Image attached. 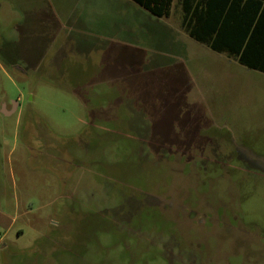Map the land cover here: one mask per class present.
I'll return each instance as SVG.
<instances>
[{"label":"rangeland","instance_id":"374dc122","mask_svg":"<svg viewBox=\"0 0 264 264\" xmlns=\"http://www.w3.org/2000/svg\"><path fill=\"white\" fill-rule=\"evenodd\" d=\"M0 212V264H264V72L175 9L0 0Z\"/></svg>","mask_w":264,"mask_h":264},{"label":"trees","instance_id":"16d2710c","mask_svg":"<svg viewBox=\"0 0 264 264\" xmlns=\"http://www.w3.org/2000/svg\"><path fill=\"white\" fill-rule=\"evenodd\" d=\"M158 17L173 9L195 41L264 72V0H132Z\"/></svg>","mask_w":264,"mask_h":264},{"label":"crops","instance_id":"0c3cea01","mask_svg":"<svg viewBox=\"0 0 264 264\" xmlns=\"http://www.w3.org/2000/svg\"><path fill=\"white\" fill-rule=\"evenodd\" d=\"M17 108V107H16ZM16 110V109H15ZM6 111V110H5ZM5 213V212H4ZM4 213H2V212H0V216H1V218H0V220H4L5 218H8V216L6 215V214H4ZM20 231H23V229H20Z\"/></svg>","mask_w":264,"mask_h":264},{"label":"water","instance_id":"95a60500","mask_svg":"<svg viewBox=\"0 0 264 264\" xmlns=\"http://www.w3.org/2000/svg\"><path fill=\"white\" fill-rule=\"evenodd\" d=\"M7 113H9V112H7Z\"/></svg>","mask_w":264,"mask_h":264}]
</instances>
